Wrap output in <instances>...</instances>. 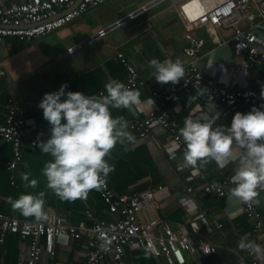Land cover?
Masks as SVG:
<instances>
[{
  "label": "crops",
  "instance_id": "0c3cea01",
  "mask_svg": "<svg viewBox=\"0 0 264 264\" xmlns=\"http://www.w3.org/2000/svg\"><path fill=\"white\" fill-rule=\"evenodd\" d=\"M24 1L27 0H0V5L9 7ZM146 1L107 0L100 7L90 10L63 28L31 42L1 38L0 69L6 72V76L0 77V124L4 121L9 101L13 100L20 108L36 140L38 138L46 140L50 125L43 119L42 110L37 107L43 93L54 91L66 82V90L100 95L104 94V85L109 78L119 79L124 83L127 73L124 66L116 59V52L124 54L126 60L136 68L139 79L144 82L133 88L140 92L137 104L130 109L123 107L110 109L113 116H123L125 119L135 115L142 117L143 110L145 112L150 107L145 101L150 98V92L163 90L171 84V82H157L154 76H151L152 68L148 64L150 59L162 61L166 58H180L185 71L192 65L210 75L217 73L220 63L225 67L239 65L240 59L232 53L230 43L215 48L213 44L206 42L200 58L195 61L186 57L182 51L185 27L174 11L165 9L166 6L132 20L125 29L111 30L104 37L84 44L83 49L76 56L67 54V48L86 40L89 35ZM259 1L253 0V3L257 4ZM257 33L264 41V30ZM194 34L198 37L206 36L201 28L194 30ZM223 36L229 39L230 31H223ZM256 79H264L263 65H256L251 71L243 73L240 81L248 82L250 87L264 96V84L256 85ZM177 100L179 104L169 102L163 106V109L176 120L178 129L183 126L186 115L198 117L192 115L190 109L202 107L204 112L205 102L202 97H198L191 105L186 104L187 98L182 93L178 95ZM215 109L220 111L222 108L219 104H215ZM249 110L250 108L242 105L236 111L243 113ZM233 114L220 116L215 124L228 125ZM134 136L135 144L128 151H124L120 144H116L105 157L109 163L115 165V170L108 174L107 181L115 192L133 195L163 185V191L155 194L153 205L142 210L140 216L144 221H154L157 224L166 222L194 239L203 238L209 243L215 244L221 241L231 253L241 250L237 247V243L244 234H248V239L264 247V229L261 236L253 234L252 223L245 214L240 199L231 194L217 199L203 192V187L208 182L228 180L237 166L236 161L220 168L214 161L209 160L203 166L198 165L190 172L176 176L172 169L180 158L176 156L171 160L165 155L168 140L165 131L155 129L151 133V140L148 139L145 143L138 140L136 134ZM238 151L235 149L234 153ZM12 157L11 145L0 139V215L34 220V217L24 216L18 209H13L5 198L11 196L15 199L21 192L43 191L45 207L50 209L48 219L58 218L70 226L79 228L81 236L76 240L60 239L54 246L53 255L44 254L41 263H84L88 251L86 235L83 232L92 225L86 213L89 212L95 218L103 220H114L118 216L108 212L100 191L95 189L88 192L86 199L61 200L46 186V179L41 171L45 161L50 160L51 156L39 151L36 145H24L16 168L8 171L5 164L11 161ZM21 172H29V179L35 178L38 181L35 188L25 187L26 182L21 180ZM187 188L191 190V200L184 206L181 205V200L190 199ZM259 201L258 208L264 224V193ZM194 206H197V210L206 211L204 220L189 221L186 216L187 210H191ZM157 224L155 232H157ZM28 244V239H21L12 234L6 235L4 241L0 243V264H25ZM184 256L185 264H232L230 259L226 260L218 253L207 256L185 253ZM258 257L264 260V254ZM232 260H234L233 255ZM122 262L123 264H166L164 258L153 256L144 247L134 246L125 248ZM101 264L114 263L107 258Z\"/></svg>",
  "mask_w": 264,
  "mask_h": 264
},
{
  "label": "built area",
  "instance_id": "2783aa9c",
  "mask_svg": "<svg viewBox=\"0 0 264 264\" xmlns=\"http://www.w3.org/2000/svg\"><path fill=\"white\" fill-rule=\"evenodd\" d=\"M107 0H27L9 7L0 5V39L15 38L20 41L31 42L41 36L48 35L71 23L92 9L103 5ZM167 3L165 9L172 10L185 27L183 54L192 60L202 56L206 42L215 48L230 43V48L235 57L240 59L239 65L225 67L218 65L217 73L210 75L200 71L196 66H190L185 71V76L176 84H169L160 91H151L150 97L154 101L145 100L149 104L143 110V116L135 115L126 119L129 131L136 134L138 140L144 143L151 140V133L159 128L168 134L165 146V155L169 159V149L175 148V155L180 160L173 166V173L180 176L194 168L186 166L183 160V142L178 137V124L175 119L163 109L169 102L179 104L177 97L184 94L186 104L191 105L197 99L195 96L198 88L206 89L204 96V111L209 105L219 104L220 116H228L244 105L251 109L252 106L264 109V96L256 89L249 86L248 82H241V75L251 71L256 65L264 66V41L258 36V31L264 30V0L257 4L253 0H148L133 7L125 15L113 21L106 27L98 30L66 49L70 56H76L83 49L84 44L102 38L111 30L125 29L136 18L148 13L155 7ZM203 29L205 37H198L194 30ZM230 31V38L223 36V31ZM118 62L124 66L127 78L124 82L130 88L144 84L140 80L136 68L131 65L121 52L115 54ZM242 72V73H241ZM6 72L0 69V77H5ZM228 76V77H226ZM226 78V79H224ZM243 80V79H242ZM256 85L264 84V79H256ZM106 94V90H104ZM203 108L190 109L192 115L199 116ZM0 139L11 145L13 157L5 164L8 171H13L21 159V150L24 145L35 146L36 138L28 127L17 103L10 100L4 121L0 124ZM234 187L230 179L221 182H208L203 187L206 195L222 199L230 195V188ZM163 185L150 189L139 195L117 193L112 190L106 180V186L101 188L100 196L110 214L117 215L114 220L95 218L89 212L86 217L91 221V228L84 230L86 235L87 259L82 264H101L104 259H111L114 264H123L122 257L126 247H144L155 257H162L166 264H185V253L202 256L213 255L218 251V246L206 242L203 238L194 239L191 235L172 227L166 222L144 221L140 214L146 207L154 203L155 194L163 191ZM190 199L181 200V205H186L191 200V190L186 189ZM260 195L264 189H258ZM242 202V201H241ZM1 204V200H0ZM242 208L252 223L253 234L261 236L264 229L258 204L242 202ZM190 222L204 220L206 211L194 206L187 210ZM157 224V232L154 231ZM220 226V225H219ZM79 228L70 226L61 219L52 218L44 221L21 220L16 217L0 215V243L8 234L16 235L21 239H28V257L25 264H42V256L53 255L55 244L61 239V233L67 235V240H76L81 236ZM108 241L105 248L101 243ZM235 264H264V260L246 250L231 253Z\"/></svg>",
  "mask_w": 264,
  "mask_h": 264
},
{
  "label": "clouds",
  "instance_id": "9594fccd",
  "mask_svg": "<svg viewBox=\"0 0 264 264\" xmlns=\"http://www.w3.org/2000/svg\"><path fill=\"white\" fill-rule=\"evenodd\" d=\"M148 64L157 82L176 84L185 76L180 58L150 59ZM104 88L106 94H85L66 90L64 82L56 90L43 93L37 104L50 128L46 140L38 138L34 143L39 151L51 156L41 171L46 186L61 200L86 199L90 190L105 187L108 174L115 170L114 163L105 157L116 144L124 151L135 144L128 121L123 116H113L110 109H130L139 102V90L115 78H109ZM205 92L206 89L198 88L190 99L202 97ZM150 100L152 105L154 101L151 97ZM219 117L215 104L198 117H184L183 126L178 129L184 145V163L195 168L211 160L224 168L236 161L229 178L234 185L230 194L242 202L258 204V189H264V109L252 106L247 112L235 111L228 125L215 124ZM179 147L176 143L175 148ZM175 148L168 150L170 156L174 157ZM235 149L239 151L234 153ZM29 176V172L20 173L25 187L35 188L38 181ZM44 195L43 191L21 192L15 199L8 196L5 200L22 215L44 221L50 212L45 207ZM60 235L67 240L66 234ZM247 237L248 234L242 235L237 247L257 256L264 254V247ZM108 243L105 241L100 247L105 248Z\"/></svg>",
  "mask_w": 264,
  "mask_h": 264
},
{
  "label": "water",
  "instance_id": "95a60500",
  "mask_svg": "<svg viewBox=\"0 0 264 264\" xmlns=\"http://www.w3.org/2000/svg\"><path fill=\"white\" fill-rule=\"evenodd\" d=\"M215 244L218 245V251L217 253L224 257V259H230L231 263L234 264V260H232V254L230 252V249L228 247L223 246V243L221 241L216 242Z\"/></svg>",
  "mask_w": 264,
  "mask_h": 264
},
{
  "label": "rangeland",
  "instance_id": "374dc122",
  "mask_svg": "<svg viewBox=\"0 0 264 264\" xmlns=\"http://www.w3.org/2000/svg\"><path fill=\"white\" fill-rule=\"evenodd\" d=\"M148 1V0H147ZM146 1V2H147ZM167 3L168 2H166V3H163V4H161V5H159V6H157V7H155L154 9H152L151 11H149L148 13H146V14H149V13H151L152 11H154V10H156V9H158V8H162V7H165L166 5H167ZM132 9V8H131ZM146 14H144V15H146ZM144 15H142V16H140V17H143ZM140 17H138V18H140ZM70 24V23H69ZM61 29V28H60Z\"/></svg>",
  "mask_w": 264,
  "mask_h": 264
}]
</instances>
